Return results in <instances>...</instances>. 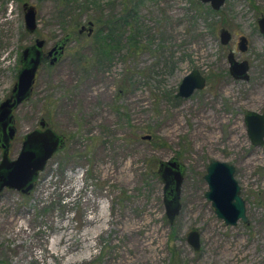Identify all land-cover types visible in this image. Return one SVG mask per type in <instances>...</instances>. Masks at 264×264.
<instances>
[{
  "label": "rangeland",
  "instance_id": "1",
  "mask_svg": "<svg viewBox=\"0 0 264 264\" xmlns=\"http://www.w3.org/2000/svg\"><path fill=\"white\" fill-rule=\"evenodd\" d=\"M98 1L100 9L78 8L63 25L59 0H0V105L27 47L40 38L48 51L70 36L15 112L12 159L42 119L66 141L29 195L0 193V264H264V145L251 144L245 125L247 111L264 114V0H227L219 14L199 0ZM25 3L37 9L35 34L26 30ZM99 17L121 25L102 64L87 35ZM223 28L233 36L228 46ZM230 52L249 62L248 82L229 74ZM194 70L206 88L176 98ZM173 159L186 175L170 224L158 169ZM214 160L236 168L248 223L227 226L206 199ZM193 229L198 252L187 242Z\"/></svg>",
  "mask_w": 264,
  "mask_h": 264
},
{
  "label": "water",
  "instance_id": "2",
  "mask_svg": "<svg viewBox=\"0 0 264 264\" xmlns=\"http://www.w3.org/2000/svg\"><path fill=\"white\" fill-rule=\"evenodd\" d=\"M203 4H209L215 11L224 6L226 0H200ZM25 25L28 33L33 34L37 29L36 9L25 4ZM261 31L264 33V19L260 21ZM84 29V28H83ZM92 32V30H90ZM228 31L222 30L221 40L223 45L230 42ZM69 37L58 42L50 53L55 57L51 64H55L64 55V48ZM45 41L37 40L33 47L25 49L22 55V69L18 74V80L13 88L12 95L0 105V149L3 151L0 162V193L5 189L15 190L24 195H29L35 188L41 173L55 154L65 145V138L51 129H46L47 123L41 121V130H35L25 136L21 151L16 159H11V143L16 136L14 112L24 102L31 98L33 86L38 70L43 61L42 48ZM241 50L246 47L241 44ZM230 72L235 79L249 81V67L247 62H237L233 53L228 57ZM206 87V80L199 71L188 74L179 87L177 97L186 99ZM247 134L254 147L264 145V114L247 111L245 114ZM150 140L151 136L144 137ZM159 174L165 183L163 190L166 216L173 224L179 216L181 205V188L184 180L185 167L178 160L173 159L163 162L159 166ZM235 167L228 163L212 161L207 169L205 181L208 184L206 199L212 203L217 217L227 226H236L241 220L248 223L246 216V202L241 196V187L235 178ZM187 242L195 251L201 249V235L193 229L187 234Z\"/></svg>",
  "mask_w": 264,
  "mask_h": 264
},
{
  "label": "trees",
  "instance_id": "3",
  "mask_svg": "<svg viewBox=\"0 0 264 264\" xmlns=\"http://www.w3.org/2000/svg\"><path fill=\"white\" fill-rule=\"evenodd\" d=\"M58 1V0H57ZM59 4L62 3L63 7H58L59 14H57V20L60 21V24L63 23V25L68 24V19H73L75 11L79 9H83L84 11H87L89 7L93 6L96 7V9H100L99 1L98 0H59ZM57 9V10H58ZM124 19V18H123ZM120 20V21H123ZM75 20V19H74ZM115 18L112 17L110 20L104 21L101 17L96 18L94 20L95 25L99 28V31L96 35L92 36V43L91 45L94 47V54L93 58L96 59L98 63H103L106 60H110L112 55L115 52V46L111 44L116 43V37L115 34L118 31V29L121 27L120 22H114ZM126 23V22H124ZM70 27L77 28L79 25L78 22H75L74 24H69ZM115 26V27H114ZM106 34H108L106 36ZM78 58L81 57V53L78 52L76 54ZM110 58V59H108Z\"/></svg>",
  "mask_w": 264,
  "mask_h": 264
},
{
  "label": "flooded vegetation",
  "instance_id": "4",
  "mask_svg": "<svg viewBox=\"0 0 264 264\" xmlns=\"http://www.w3.org/2000/svg\"><path fill=\"white\" fill-rule=\"evenodd\" d=\"M200 1V0H199ZM226 2H227V0H226ZM226 2H225V4H226ZM25 4H28V3H25ZM24 4V5H25ZM225 4H224V6H225ZM29 6H32V7H34L35 9H36V7L35 6H33V5H30V4H28ZM207 5H209V4H207ZM210 6V5H209ZM224 6H222L219 10H217V11H215L214 9H212V7H211V9L213 10V11H215L216 12V14H219V13H221L222 12V9H223V7ZM23 8H24V17L26 18V10L27 9H25V6H23ZM36 12H37V9H36ZM264 19V12H262L261 14H260V16H259V18H258V20H257V24H258V29H259V32H260V34H262L263 36H264V33L261 31V28H260V21L261 20H263ZM89 24V28H88V26H87V29H88V33L85 31L86 30V28L85 29H82L83 28V26L80 28V33L81 34H85V33H87V35H88V37L89 38H92V36L94 35V31H95V24L93 23V22H89L88 23ZM86 27V26H85ZM37 28H38V20H37ZM93 28V29H92ZM90 30H92V32L90 31ZM222 30H226V31H228L229 32V34H230V36H231V39H230V42L227 44V45H223V46H228L232 41H233V36H232V33L228 30V29H225V28H223V29H221V31H220V39H221V32H222ZM36 31H37V29H36ZM36 31L33 33V34H35L36 33ZM70 37V36H69ZM37 40H43V41H45V45H44V47L42 48V52H43V61H42V64H41V66H40V68H39V70H38V73H39V71H40V69L42 68V67H44V66H49V67H54V66H56L60 61H58L57 63H55V64H51V62H52V60L54 59V57H55V55L54 54H50L54 49H55V47L57 46V44H58V42L57 43H55L48 51L46 50V40H44V39H40V38H37L36 39V41ZM35 41V42H36ZM68 43V42H67ZM67 43H66V45H65V48H64V53H65V49H66V46H67ZM221 43H222V40H221ZM241 44H244V46L246 47V50L245 51H242L241 50ZM35 45V43L33 44V45H31V46H29V47H27V48H30V47H33ZM26 48V49H27ZM248 48H249V40H248V38L246 37V36H240V38H239V43H238V49H239V51L240 52H242V53H246L247 51H248ZM231 53H233V55H234V59L237 61V62H240V63H243V62H247L248 63V67H249V71H248V75H249V72H250V64H249V62L248 61H246V60H244V61H239V60H237V58L235 57V54H234V52H230V54ZM229 54V55H230ZM23 55V54H22ZM229 57V56H228ZM61 60V59H60ZM22 56H21V59H20V64H21V67H20V71H21V69H22V67H23V65H22ZM228 63H229V59H228ZM19 71V72H20ZM19 74V73H18ZM229 74L232 76V78L234 79V80H236V81H245V80H238V79H235L234 78V76L231 74V72H230V63H229ZM37 76H38V74H37ZM204 77V76H203ZM36 79H37V77H36ZM204 79L206 80V86H207V79L204 77ZM17 80H18V78H17ZM249 80H250V75H249ZM246 82H248V81H246ZM17 83V82H16ZM35 83H36V81H35ZM16 85V84H15ZM35 85V84H34ZM34 87V86H33ZM14 88V87H13ZM206 88V87H205ZM204 90V89H203ZM202 91V90H201ZM12 92H13V89H12V91H11V94H10V96L7 98V99H9L10 97H11V95H12ZM197 92V91H196ZM32 96V95H31ZM176 98H179V97H176ZM6 99V100H7ZM182 99V98H181ZM4 102V101H3ZM16 112V111H15ZM15 112H14V114H15ZM42 120H44V119H42ZM41 120V121H42ZM41 121H40V123H39V127L38 128H36V129H34V130H32V131H30V132H28L26 135H28V134H30V133H32L33 131H35V130H41L42 128H41ZM45 121V120H44ZM46 122V121H45ZM47 123V122H46ZM16 126V125H15ZM46 129H51L50 128V126H49V124L47 123V127H46ZM51 130H53V129H51ZM54 131V130H53ZM55 132V131H54ZM58 134V133H57ZM25 135V136H26ZM16 136H17V129H16ZM16 136H15V138H14V140L12 141V143H11V148H10V157H11V159H12V155H11V152H12V146H13V142L15 141V139H16ZM25 136L23 137V142H24V139H25ZM63 136V135H62ZM64 137V136H63ZM65 138V137H64ZM151 139H152V137H151ZM150 139V140H151ZM65 141H66V139H65ZM23 142H22V145H23ZM64 147V146H63ZM21 148H22V146H21ZM62 149V148H61ZM21 151V150H20ZM0 152H1V155H3V151L0 149ZM20 153V152H19ZM19 155V154H18ZM56 155V154H55ZM18 157V156H17ZM13 160V159H12ZM177 160V159H176ZM1 162V161H0ZM168 162V161H167ZM179 162V161H178ZM180 163V162H179ZM181 164V163H180ZM182 165V164H181ZM208 169V168H207ZM236 169V168H235ZM159 170V169H158ZM158 174H159V171H158ZM206 174H207V171H206ZM235 174H236V171H235ZM185 175H186V172H184V180H185ZM206 176V175H205ZM205 176H204V180H205ZM159 177H160V179H161V181L163 182V185H164V187H165V183H164V181L162 180V178H161V176H160V174H159ZM236 178V177H235ZM207 183V182H206ZM8 189V188H7ZM6 190V189H5ZM8 190H10V189H8ZM3 192V191H2ZM20 193V192H19ZM176 221V220H175ZM198 231V230H197ZM199 232V231H198ZM200 233V232H199Z\"/></svg>",
  "mask_w": 264,
  "mask_h": 264
}]
</instances>
